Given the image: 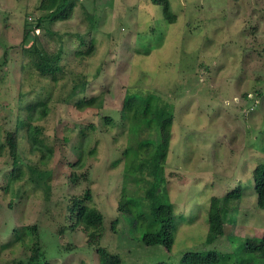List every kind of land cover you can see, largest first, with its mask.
<instances>
[{"label": "rangeland", "instance_id": "374dc122", "mask_svg": "<svg viewBox=\"0 0 264 264\" xmlns=\"http://www.w3.org/2000/svg\"><path fill=\"white\" fill-rule=\"evenodd\" d=\"M89 1L76 0L69 18L56 20L48 30L37 33L47 51L63 44L61 63L68 59V68L88 76L82 95L101 93L102 107L79 110L63 103L58 99L64 92L60 85L67 89L70 77L57 81L50 110L37 122L53 146L42 166L51 170L49 200L42 190L25 184L26 174L18 181L23 185L22 195L13 199L11 208L8 193L0 189V264H23L27 250L14 241L13 230L26 225L36 226L40 244L53 264H96L79 229L59 234L53 226L64 198L85 189L91 193L90 205L103 215L100 243L118 254L123 264H155L179 250L201 247L207 230L204 216L214 195L220 199L225 223H236L237 228L245 225V235L264 236V211L254 207L252 189L244 185L252 166L264 161V0H169L174 23H167L161 6L149 0H94L98 24L86 34L88 21L79 5ZM39 2L0 0V134L2 116L15 113L19 83L26 75L19 71L23 23L40 14ZM150 24L152 34L147 33ZM74 33L93 38L92 54L81 61L70 53L78 42ZM147 47L146 54L136 52ZM31 73L21 85L23 91L48 88L47 78L38 80ZM137 85L169 96L175 106L164 172L175 212H184L186 219L178 224L176 220L172 253L161 246L143 245L139 231H129L128 219L117 210L121 152L126 144L119 111L125 91ZM102 116L110 117L112 125L104 124ZM90 123L95 125L89 132L94 153L77 171V181L63 184L69 173L67 163L76 155L78 131ZM63 136L69 137L65 160L56 144V138ZM20 144L27 150L22 166L26 170V164L40 159V153L29 151L23 140ZM2 161L0 157V167ZM170 171L177 175L169 176ZM239 183L244 187L240 199L223 198ZM195 215L194 221H186ZM66 243L75 249L64 252Z\"/></svg>", "mask_w": 264, "mask_h": 264}, {"label": "trees", "instance_id": "16d2710c", "mask_svg": "<svg viewBox=\"0 0 264 264\" xmlns=\"http://www.w3.org/2000/svg\"><path fill=\"white\" fill-rule=\"evenodd\" d=\"M75 1L40 0V14L34 21L25 20L23 23L19 71L26 74L24 81L29 80L33 71L38 80L47 78L49 86L48 88L37 86L23 91L21 85L24 81H20L15 113L2 116L4 127L1 125L0 157L3 163L0 167L2 176L0 189L2 193L9 195L7 202L9 208L13 199L22 195L23 185L18 184V181L24 174H26L25 184L42 190L44 199L49 200L51 170L42 166H45L46 157L52 154L53 146L46 142L43 127L37 122L44 119L50 110L51 92L59 78L61 80L63 77H70V85L67 89L64 88V84L60 85L64 92L58 99L63 103H69L79 110L97 109L103 104L101 93L82 95L88 86V76L82 71L68 68L70 61L68 59L61 63L63 44L55 51H47L37 33L39 29L48 30V25L56 20L69 18L76 4ZM89 2V4L80 2L79 5L88 21L86 34L98 24L94 0ZM149 2L161 6L167 23L175 22L176 15L172 12L169 0H149ZM153 31L154 28L150 24L147 33L152 34ZM74 34L78 42L70 53L81 61L92 54L93 38L85 39L83 34ZM149 47L144 51L136 49V52L146 54ZM256 94L262 95L260 90H257ZM27 95H30V98ZM174 109L173 100H170L169 96L165 98L155 89L145 90L137 85L135 89L125 91L119 111L121 132L126 135V144L121 152L122 185L117 199V210L122 217L128 219L129 231H139L138 238L143 245L161 246L168 253H172L175 242L176 220L178 224L186 219L184 212H175L167 192V177L164 172ZM102 119L104 124L113 123L108 116H102ZM94 129L95 125L90 123L78 131L76 155L67 163L69 173L64 178L63 184H74L79 176L77 171L83 168L88 156L94 153L95 142H92V137L89 136V132ZM20 140L25 142L29 151L40 153V159L26 164V170L22 166L25 164L27 150L26 146L20 144ZM68 141V136L56 138V144L62 149V160H65L68 154L66 148ZM262 148L264 150V143ZM175 171H170L168 175H177ZM81 174L86 177L85 173ZM248 176L244 183L245 189H252L254 207L264 211V161L255 163ZM243 188L239 183L225 193L223 198L238 200L243 194ZM90 201L89 189H85L80 194L66 196L63 206L59 205L62 210L59 213L60 218H53L55 220L53 226L58 227L56 232L64 234L79 229L86 237V248L93 251L96 256V264H123L118 254L100 243L104 231L103 215L90 205ZM195 218L196 215L186 221L192 222ZM204 221L207 230L204 240L200 242L201 247L179 250L168 255V260L155 264H264V236L245 235L243 233L246 229L245 225L237 228L236 223H225L221 217L220 199L216 195L209 199ZM13 233L14 241H18L27 250L23 264H53L40 244L35 225L21 226L14 229ZM62 249L64 252H70L75 247L66 243ZM55 251L61 255L60 248Z\"/></svg>", "mask_w": 264, "mask_h": 264}]
</instances>
